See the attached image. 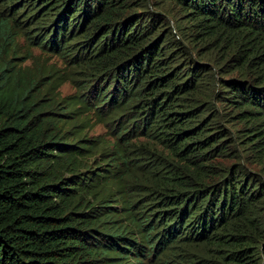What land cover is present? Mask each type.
Segmentation results:
<instances>
[{"label": "trees", "instance_id": "16d2710c", "mask_svg": "<svg viewBox=\"0 0 264 264\" xmlns=\"http://www.w3.org/2000/svg\"><path fill=\"white\" fill-rule=\"evenodd\" d=\"M148 1L0 0V264H264V0Z\"/></svg>", "mask_w": 264, "mask_h": 264}, {"label": "rangeland", "instance_id": "374dc122", "mask_svg": "<svg viewBox=\"0 0 264 264\" xmlns=\"http://www.w3.org/2000/svg\"><path fill=\"white\" fill-rule=\"evenodd\" d=\"M157 0H149L148 8L154 11H161L169 15V17H173L177 14L176 9L173 5L169 3L164 4H156ZM17 45L18 52L21 56H25L29 54L31 56L30 59L22 63V66L25 67L28 73H36L39 69H45L47 71H55L57 76L62 78V82L59 80V87H57V97L59 99H68L74 98L79 94V86L75 82H73L72 78L75 77L72 75V69L68 66H65L62 61L54 55H48L43 53L38 48L30 47L22 34H19L17 37ZM64 102H68L64 100ZM80 121L87 126V130L84 131L87 136H98L105 135L106 130L105 127L101 123H98L93 116L87 115V118H81ZM67 125L66 127H68ZM256 169V168H253Z\"/></svg>", "mask_w": 264, "mask_h": 264}]
</instances>
